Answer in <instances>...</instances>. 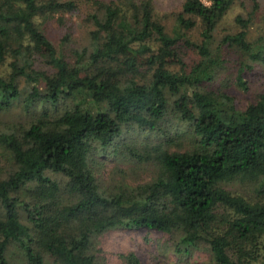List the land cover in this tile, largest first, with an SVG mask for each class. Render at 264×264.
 I'll return each mask as SVG.
<instances>
[{
  "label": "trees",
  "instance_id": "obj_1",
  "mask_svg": "<svg viewBox=\"0 0 264 264\" xmlns=\"http://www.w3.org/2000/svg\"><path fill=\"white\" fill-rule=\"evenodd\" d=\"M91 1L88 44L67 53L68 36L56 45L45 27L74 0H0V115H29L0 119V264H100L99 238L121 229L162 232L179 256L203 246L208 264H264V92L241 108L217 86L226 53L242 90L246 72L264 70V36L247 38L258 1L215 48L235 0H185L171 33L152 0ZM196 26L198 44L186 36ZM180 44L198 60L173 71L165 55ZM171 117L188 126L189 148L122 144L125 130L165 133ZM117 156L151 179L105 185L99 159ZM236 181L253 196L226 189Z\"/></svg>",
  "mask_w": 264,
  "mask_h": 264
},
{
  "label": "rangeland",
  "instance_id": "obj_2",
  "mask_svg": "<svg viewBox=\"0 0 264 264\" xmlns=\"http://www.w3.org/2000/svg\"><path fill=\"white\" fill-rule=\"evenodd\" d=\"M70 1V0H61ZM77 7L71 13L65 14L63 21H52L45 27L47 35L54 44H58L64 36H68V41L65 44L67 53L73 49H80L86 46L89 41V32L94 29L89 16L91 14H99L100 12L93 5L91 0H74ZM109 2L113 0H100ZM185 0H152L154 15L160 21L166 32L171 33L174 19L181 13V6ZM259 9L251 17V22L248 27V40L264 36V0H257ZM251 13V5L248 0H235L233 6L219 22L214 32V40L212 48H215L223 36L232 35L239 31L235 23V18L241 16L247 19ZM200 28L194 27L186 32L187 38L198 44L200 42ZM154 49L157 45H153ZM133 58V57H132ZM165 58L168 61L169 69L178 71L180 69L179 61H182L186 67H190L198 60L194 50L187 48L184 44H180L172 52L167 53ZM225 58L228 61L226 72H221L218 75L217 86L226 87L225 90L233 95L239 106L245 108L249 104H253L259 94L264 92V70L254 68L244 74V79L247 85L246 90L240 89L233 81L235 72L233 70L234 62L237 55L230 52L226 53ZM35 111L40 112L41 108L37 107ZM29 115L21 112V108L17 107L6 114H1L0 119H25ZM172 122L167 124L165 133H149L138 132L133 129L125 130L121 138L122 144L134 145L138 149L145 145H155L171 140L169 144L170 150L187 149L191 145V136L188 126L185 123L177 122L171 117ZM124 151V148H121ZM121 156L107 157L99 159L96 176L105 185H110L111 182L119 181L126 182L130 185L147 182L153 175L151 167L146 165H134L128 163ZM6 168V163L3 164ZM5 169L0 172V179L5 177ZM226 189L231 193L250 198L253 196L252 189L247 184L241 182H233L226 186ZM98 258L100 264H125L123 257L133 254L139 264H208V255L200 246L199 249L193 250L188 255H176L173 252L172 241L170 237L162 232L149 229L140 230H113L103 234L98 240ZM14 264L16 259L14 258Z\"/></svg>",
  "mask_w": 264,
  "mask_h": 264
}]
</instances>
